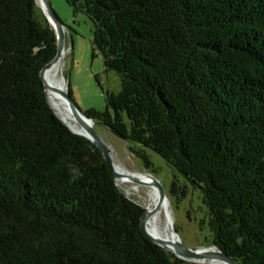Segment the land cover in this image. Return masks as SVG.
<instances>
[{
	"label": "trees",
	"instance_id": "obj_1",
	"mask_svg": "<svg viewBox=\"0 0 264 264\" xmlns=\"http://www.w3.org/2000/svg\"><path fill=\"white\" fill-rule=\"evenodd\" d=\"M65 1L121 80L85 113L95 129L147 168L159 155L177 202L201 192L208 246L264 264V0ZM41 12L0 0V264H189L144 235L145 209L52 108L42 71L58 41Z\"/></svg>",
	"mask_w": 264,
	"mask_h": 264
},
{
	"label": "rangeland",
	"instance_id": "obj_2",
	"mask_svg": "<svg viewBox=\"0 0 264 264\" xmlns=\"http://www.w3.org/2000/svg\"><path fill=\"white\" fill-rule=\"evenodd\" d=\"M51 2L62 24L67 28L64 32L65 51L58 66V76L65 83L67 90H71L73 101L84 114L91 109L103 112L106 109L105 92L118 93L121 90L120 77L115 72L105 71L104 59L99 52L94 55L91 20L84 14L74 16L73 9L65 0H51ZM43 16L46 18L42 11L39 13L42 21H44ZM96 131L109 147L114 162L120 168L131 174H151L160 181L169 197L173 225L183 245L194 249L209 247L207 240L211 235L210 230L207 225L201 226L207 218V209L203 204L201 192L190 189L188 197L177 202L170 195V185L173 176L177 173L159 155L146 150L152 163V166L147 168L143 160L131 152L134 146L128 141L119 138L103 125H97ZM140 185L136 187L138 185L135 182L131 185L118 183V187L128 198L147 210L148 189ZM188 263L213 264L200 261Z\"/></svg>",
	"mask_w": 264,
	"mask_h": 264
},
{
	"label": "water",
	"instance_id": "obj_3",
	"mask_svg": "<svg viewBox=\"0 0 264 264\" xmlns=\"http://www.w3.org/2000/svg\"><path fill=\"white\" fill-rule=\"evenodd\" d=\"M38 6L41 8V10L44 12L49 24L52 26V28L55 30L57 35V41H58V51L55 59L47 65L44 70L42 71V78L45 84L46 92L49 98V93H54L57 96L64 99L67 106L69 107V110L71 114L73 115V121L81 127V132L76 131L72 125L67 122L66 120L62 119L57 113L58 117L65 123V125L75 134L85 137L86 139L90 140L103 154L104 159L111 167L115 177H116V183L118 185V178L120 176V173L116 170V165L113 159V156L111 154V151L109 147L106 145V143L103 141V139L98 135L96 129H95V122L87 117L75 104L73 99L68 93L67 87L65 83L61 82L58 83L55 79L49 80L48 77L50 73L57 69L59 63L63 57L64 51H65V38H64V32H65V26L62 24L60 18L58 17L57 13L55 12L51 0H37ZM50 102V100H49ZM51 104V103H50ZM52 106V105H51ZM53 108V107H52ZM152 178L153 184L158 190L159 194V203L157 205V209L161 208V206L165 205L166 201L169 199L166 191L163 187V185L160 183L158 179H156L151 174H145ZM131 180L135 183H142V181L138 180L137 178L133 177L132 175L129 176ZM154 213L149 214L148 210H145L142 221H141V228L145 236H147L153 243L156 245L162 247L169 253L173 254L177 258L186 261V262H211L214 261H222L226 262L228 264H239L238 261L231 257L230 255L222 252L218 247L216 246H209V247H203L202 249H194V248H188L185 247L177 233V231L174 228V225L172 224V230L174 232L175 238L173 240L169 239H163L161 237H156L153 235H150L147 232V225Z\"/></svg>",
	"mask_w": 264,
	"mask_h": 264
},
{
	"label": "bare ground",
	"instance_id": "obj_4",
	"mask_svg": "<svg viewBox=\"0 0 264 264\" xmlns=\"http://www.w3.org/2000/svg\"><path fill=\"white\" fill-rule=\"evenodd\" d=\"M48 79L49 80L55 79L58 83L62 82L58 76L57 69L53 70L50 73ZM49 100H50V103H51L53 109L55 110V112L62 119L69 122L76 131H79V132L82 131L81 127H79L73 121V115L71 114L69 107L67 106L64 99H62L61 97L57 96L56 94L50 92L49 93ZM115 165H116L117 172L120 173V176L118 178L119 184L131 185L133 181L131 180V178L129 176L132 175L133 177H135L138 180L143 182V184L137 183L138 186H136V187H139V185L141 184V185H144L143 187H146L148 189L147 193L149 195V202L147 204V210H148L149 214H151V213H154V214L152 215V217L150 218V220L148 222L147 232L150 235H153L156 237H161L163 239L173 240L175 238V235H174V232L172 230L173 218H172V213H171V209H170L171 208L170 200L168 199L166 201L165 205H163V206H161V208L157 209V205L159 203V194H158L157 188L153 184L152 178L148 175H145V174H143V175H138V174H134V173L131 174L127 170L120 168L116 163H115ZM140 195H141V193H140ZM213 264H228V263L222 262V261H214Z\"/></svg>",
	"mask_w": 264,
	"mask_h": 264
},
{
	"label": "crops",
	"instance_id": "obj_5",
	"mask_svg": "<svg viewBox=\"0 0 264 264\" xmlns=\"http://www.w3.org/2000/svg\"><path fill=\"white\" fill-rule=\"evenodd\" d=\"M65 30H67V28L65 27Z\"/></svg>",
	"mask_w": 264,
	"mask_h": 264
}]
</instances>
